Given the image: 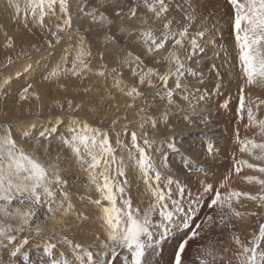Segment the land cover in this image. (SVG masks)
Segmentation results:
<instances>
[{
    "label": "snow or ice",
    "instance_id": "snow-or-ice-1",
    "mask_svg": "<svg viewBox=\"0 0 264 264\" xmlns=\"http://www.w3.org/2000/svg\"><path fill=\"white\" fill-rule=\"evenodd\" d=\"M6 7L17 31L39 34L49 49L65 45L41 77L65 95L53 99L47 123L22 119L42 99L27 83L16 93V117L0 119V264H264V97L252 95L264 90V0H218L231 53L200 0H6ZM0 35L7 99L8 69L29 53L17 51L2 24ZM222 53L231 56L227 74L216 63ZM233 83L235 147L218 175L214 142L200 157L182 151L184 130L173 120L198 116L207 127L210 97ZM70 85L76 95H67ZM93 93L109 110L98 125L78 115ZM230 106L225 97L216 110ZM72 166L86 177L75 199ZM137 178L146 203L132 195ZM88 222L98 227L81 235Z\"/></svg>",
    "mask_w": 264,
    "mask_h": 264
},
{
    "label": "rangeland",
    "instance_id": "rangeland-1",
    "mask_svg": "<svg viewBox=\"0 0 264 264\" xmlns=\"http://www.w3.org/2000/svg\"><path fill=\"white\" fill-rule=\"evenodd\" d=\"M200 2L203 4H207L208 0H200ZM208 5V4H207ZM3 6L4 8V20H6L7 24H3L4 29L9 31L10 34H12L14 37H16L17 40V51L23 47L28 53L29 56H24L21 58L20 61H18L16 64L11 66L8 69V73H10L13 76V83L12 87L9 89L11 96L7 99L3 95H0V119H6V118H15L16 117V105H15V100H16V93L23 87L26 86L27 83H32L35 88L41 92L42 99L37 104L35 101L32 102L31 105V113L28 111H21L20 118L22 119H34L37 120L38 123H47L49 120H51L52 116L56 114V109L53 107L52 111L49 112V106L52 104L53 99H59L62 98L65 93L62 91L57 90L55 87L42 82L41 77L42 74L45 73L46 69H49L52 65H54L60 58V56L63 54L62 49L65 47V45H59L56 46L55 48L49 49L46 44L43 43V38L39 35H32L26 31H24L22 28L17 31V25L11 22V9L6 7V0H0V8ZM2 8V11H3ZM216 14V13H215ZM1 15V12H0ZM216 16V15H215ZM0 39H2V35H0ZM232 40V39H231ZM36 43L40 47V51L36 52L33 50L30 45ZM230 44V45H229ZM232 43H228L227 45V52L229 53L230 51L232 52ZM230 52V53H231ZM5 51L3 50L2 47H0V65L3 64L4 58H5ZM224 54L222 53L221 56ZM36 57V58H35ZM229 56H225L227 62L226 64L228 65V70H231V62ZM35 58V59H34ZM228 58V59H227ZM29 59H34V65L32 68V75L34 72V67L36 68V76L32 77V75L28 72H24V68L27 64L30 63H24L23 61L29 60ZM15 68V69H14ZM19 71L21 73V77L17 78L15 76V73ZM224 73H227V71ZM3 73L0 72V76H2ZM35 82V83H34ZM193 84L195 85V81H193ZM235 83H233L229 88H225V90L221 93L219 96L220 102H223V99L225 97L229 98L231 100V106L229 109H221L220 116L217 117V125H213L215 127H218L217 131H215V134L217 132L221 135L219 142L215 143L216 141L214 140L215 137L211 136L212 132L209 130L211 129L210 124L205 127L204 124L199 122V117L198 116H192V120L194 121L192 124H187L184 123L183 120L180 119V116L182 114H177L176 118L173 120V124H178L180 125L181 128H183V135L179 136L177 138V143L179 146H181L182 151H186L187 153H190L194 157H200L205 149L206 143L208 140H211L214 142L215 147L217 152L219 153L217 157V164L219 167H217L215 170L217 174H222L227 167L231 165V160L230 156L233 151V148L235 147L234 144L229 145L227 144L226 147L222 148V151L219 150V147L217 146L218 144L220 145V140L222 138L221 142H228L230 141L233 137V132L237 126L236 123V117H235V106L237 104V87ZM102 87V85L100 86ZM69 96L76 95V93L71 91V85H70V91L67 94ZM93 96H96V99L94 100L93 103H88L87 99H85V108L84 110L80 111L78 113L79 116L84 117L89 120L90 123H93L94 125H98L99 121L102 116H106L109 114V110L107 108V105L103 103V101L96 95V93H93ZM222 96V97H221ZM264 97V92L263 96ZM79 98V97H77ZM211 103H213V100L210 98ZM216 106L214 104H211V110L209 111L213 113V111L216 110ZM23 109H28L30 106L28 104H24ZM99 108L100 111L99 113L95 112V108ZM42 109V110H41ZM8 112V117L4 116V112ZM37 113L39 114V117H37ZM217 113V112H216ZM222 113V115H221ZM208 114V113H207ZM208 114V115H209ZM218 114V113H217ZM191 115V113H189ZM206 116L205 119L210 120L211 118L215 119V116L210 115ZM129 120H133V117L129 115ZM220 123V125L218 124ZM127 123V121H125ZM108 120H104V126H107ZM219 127H223V130H219ZM130 131L135 130L139 131L138 125L136 124H130L129 125ZM214 128V127H213ZM226 130V131H225ZM230 131V132H229ZM226 132V133H225ZM231 133L232 135H230ZM241 133L243 134V129L241 128ZM218 137V138H219ZM228 139V140H227ZM221 146V145H220ZM222 158H220V157ZM175 164H179L180 162V157L175 156L174 158ZM71 164L70 161H65L64 166L68 167ZM68 179L70 181V187L74 195V199L78 196L77 189H81V186L86 183V177L80 173L74 166H72L71 171L68 173ZM131 179V176L129 177ZM238 189L240 190H250L249 186L246 184L237 181L235 185ZM82 190V189H81ZM143 192V186L140 184L139 179L137 178L135 181L132 183V195L136 197L137 202L143 201L147 202L145 197L142 195ZM205 211H207L205 209ZM98 227V225L95 222H88L84 223L83 225L79 226V231L81 235H90L93 230H95ZM225 239H227V235L225 234ZM195 247V245H193ZM171 252V248L166 247L163 261L166 262L168 259V255ZM121 259H123V255H121Z\"/></svg>",
    "mask_w": 264,
    "mask_h": 264
},
{
    "label": "bare ground",
    "instance_id": "bare-ground-1",
    "mask_svg": "<svg viewBox=\"0 0 264 264\" xmlns=\"http://www.w3.org/2000/svg\"><path fill=\"white\" fill-rule=\"evenodd\" d=\"M217 3H218V0H208V2H207V4H204V5H206V8L204 9L205 11H207V12H215L216 13V16L214 17V19H216L217 21H218V27H217V32L219 33L221 30L223 31V41L221 42L222 43V45H223V47H224V49L227 51V45H228V43H232V38L231 37H229V35H228V31H227V22H226V18L224 17V9L223 8H217L216 7V5H217ZM2 8H3V6L0 8V12H1V15H0V22L1 23H3V24H7L6 23V20H4V8H3V11H2ZM230 45V44H229ZM232 47V46H231ZM231 52V51H230ZM229 52V53H230ZM230 57V56H229ZM228 57V58H229ZM36 58V57H35ZM34 58V59H35ZM227 58V59H228ZM34 59H29V60H27V62L26 61H23V65H25L24 63H30L31 65H32V67H31V69L29 70V73L32 75V68H33V65H34V62H33V60ZM225 60H226V58H225V55H223V56H221V58L220 59H218L217 61H216V63L218 64V65H220L221 67H220V71L222 72V73H224V71L226 72L227 71V73L230 71V70H228V65L226 64L227 62H225ZM230 62H231V58H230ZM231 64V63H230ZM15 69V68H14ZM231 69V68H230ZM227 73H225V74H227ZM34 76H36V68L34 67V72H33V75H32V77H34ZM35 83V82H34ZM235 86V85H234ZM235 92H238V91H235ZM263 92H264V90H261V89H256V88H254V89H252V95H260V96H263ZM222 97V96H221ZM212 100H213V103H211V104H214V105H217V104H219V103H222V102H220V98H219V96H216V95H213L212 97H210ZM211 102V101H210ZM217 111H213V113L211 112V114H209L210 112H207V113H205L204 114V117L206 118V116L208 115V116H210V115H213V116H215V119L217 118V117H219L220 115V112H221V109L219 110V112H217ZM221 115H222V113H221ZM30 119H32V118H30ZM207 119H208V117H207ZM210 127H211V129L209 130L210 132H212V134H211V136H214L215 137V143H217V142H219V139H220V137H221V135L217 132V134H215V131H217V129H218V127H215V126H213V125H217V119L216 120H214V118H211L210 117ZM218 124L220 125V123L218 122ZM221 126V125H220ZM214 127V128H213ZM221 127H219V130H223V127L220 129ZM226 131V130H225ZM230 132V131H229ZM226 133V132H225ZM230 135H232L231 133H229ZM220 136V137H219ZM219 137V138H218ZM231 138H233V137H231ZM228 140V139H227ZM222 141V138H221V140H220V145L218 144L217 146L219 147V150L220 151H222V148H224V147H226L227 146V144H229V145H232L233 143H232V139L229 141L228 140V142H221ZM220 157V156H219ZM221 158V157H220ZM222 159V158H221ZM86 224V223H85Z\"/></svg>",
    "mask_w": 264,
    "mask_h": 264
}]
</instances>
